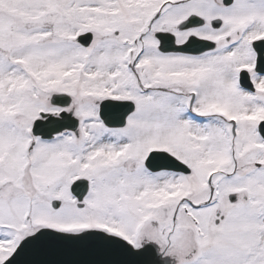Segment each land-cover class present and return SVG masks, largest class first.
Listing matches in <instances>:
<instances>
[{"label": "snow or ice", "instance_id": "obj_1", "mask_svg": "<svg viewBox=\"0 0 264 264\" xmlns=\"http://www.w3.org/2000/svg\"><path fill=\"white\" fill-rule=\"evenodd\" d=\"M0 264H264V0H0Z\"/></svg>", "mask_w": 264, "mask_h": 264}]
</instances>
